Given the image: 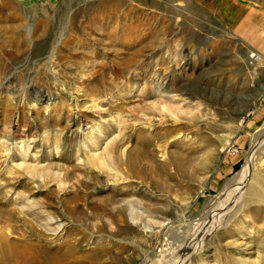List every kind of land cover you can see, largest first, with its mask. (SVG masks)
<instances>
[{"label":"rangeland","instance_id":"1","mask_svg":"<svg viewBox=\"0 0 264 264\" xmlns=\"http://www.w3.org/2000/svg\"><path fill=\"white\" fill-rule=\"evenodd\" d=\"M259 55L264 0H0V208L86 264H264Z\"/></svg>","mask_w":264,"mask_h":264},{"label":"bare ground","instance_id":"2","mask_svg":"<svg viewBox=\"0 0 264 264\" xmlns=\"http://www.w3.org/2000/svg\"><path fill=\"white\" fill-rule=\"evenodd\" d=\"M257 59H258L257 61H258L259 65L254 67V71H255L256 76H258L257 73L260 74L262 72V68L264 67L263 57L261 55H259V57ZM70 119L71 118H69L68 121H70ZM6 138H7V140L10 139L9 136ZM254 144H255V142H254ZM145 145H147V143ZM166 145L167 144H162V145L158 146L159 152L161 153L162 158H166V153H167V146ZM124 151L125 150H122L121 153H119L118 155H115L113 157V162L115 165H117V167H118V165L125 163L126 164V171L131 172L135 169L136 162H135V159L129 158L128 156L126 157V159H124L123 158L124 157ZM146 153H147V151H143V155L147 156ZM2 156H7L4 153V150H2ZM88 161H89V158H88ZM253 162L254 161L248 157L244 169L242 170L241 173L237 174V176L234 177L235 183L232 184L234 186H231V187H233L232 190L238 189V195L241 194V196L240 197L238 196V198H242V199H240L242 201V203H243V200L244 201L250 200V201H254V202L264 204V180L262 178H260L257 174H255L254 171L252 170L253 169V167H252ZM91 166L97 167L100 172H109L112 170V168H110V166L106 163L105 158L103 157L102 154L94 155L93 157H91ZM38 171H39L38 168L34 169V168L29 167V172L31 174H34V173L36 174ZM10 173H13L12 169H10ZM51 176H53V180H56V178H58L53 173H46L44 175L42 182L47 183V180L49 181L48 178H50ZM25 185H26V183L24 181H22L21 179H19L17 181L16 186L18 187V186H25ZM228 186H230V184ZM228 186H225L226 188H225L224 192H222V194H220L221 201L227 195L229 196V194H227L228 193V191H227ZM235 186H236V188H234ZM230 197H232V196H230ZM226 199L228 200V198H226ZM232 200H233V198H232ZM240 200H239V202H240ZM5 202H6V204H8L10 201H5ZM228 202L229 201H227V202L224 201L222 205H226L225 203L228 204ZM240 205L236 208L234 215H236L241 210V208H243ZM103 207L104 206L101 205L102 209H103ZM222 207L224 209V206H222ZM14 209L18 210L19 214H21L23 212L22 209L17 208V206L15 208H10V209L9 208H4V209L0 208V264H86V261H85L86 257L84 255H77L76 254L75 249H76L78 243H76L75 241L72 242L70 240H65V242H63L62 246H61V244H59L60 246L58 245L57 250L53 251V249L51 248V245H49L48 243L47 244L42 243L41 235L43 234V232L45 230L38 222L33 221V223L31 225L26 224L29 231L28 230H26V231L22 230V228H20L18 225H16L14 223V217H15ZM34 212L39 213L36 210ZM52 216H53V218H50L51 221L55 218L54 215H52ZM121 217L123 218V216H121ZM127 218H129V216ZM130 218L132 219L133 222H138L139 216H138V214L135 213L133 216L131 215ZM15 230H17L19 232V235L16 236L15 240L12 241L11 236ZM26 233H33V235H35L36 239L35 238L34 239L28 238ZM183 234H184V232H182V233L181 232L179 233V231L177 232L178 237H183L182 236ZM184 236H185V234H184ZM176 243H178V242H176ZM249 243H250V241L246 242V244H249ZM15 245L17 247H15ZM256 245H258V244H256ZM204 264H207V263H204Z\"/></svg>","mask_w":264,"mask_h":264}]
</instances>
